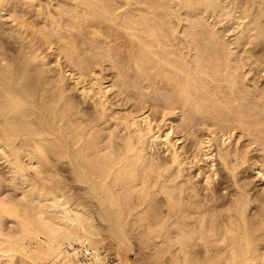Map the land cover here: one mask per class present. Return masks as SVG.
I'll list each match as a JSON object with an SVG mask.
<instances>
[{"label":"bare ground","instance_id":"bare-ground-1","mask_svg":"<svg viewBox=\"0 0 264 264\" xmlns=\"http://www.w3.org/2000/svg\"><path fill=\"white\" fill-rule=\"evenodd\" d=\"M246 164L264 0H0V264H264Z\"/></svg>","mask_w":264,"mask_h":264},{"label":"rangeland","instance_id":"rangeland-1","mask_svg":"<svg viewBox=\"0 0 264 264\" xmlns=\"http://www.w3.org/2000/svg\"><path fill=\"white\" fill-rule=\"evenodd\" d=\"M231 32L228 33V37L234 36L235 31L233 32L231 30ZM85 105L87 107H89L87 104H85ZM151 111L152 110H150V112ZM65 170H66V173H65ZM65 170L62 173H64V175H65L64 177L65 178L67 177V181H68V184H69V190L68 191L70 192L69 194H71V195L73 194V195H76L78 197L80 195L82 199L88 200L87 199L88 197L86 195H84L85 193L82 190H80V188L82 186L79 185L77 182H74L75 180H73V177L70 175V172L68 171V169H65ZM220 173H221V175H220L219 181L217 182V185L224 184L226 182V180H228V175L225 172V170H221ZM226 176H227V178H226ZM243 176H244V178L246 179L247 182L249 180L248 183H249V186L251 187V188L250 187L249 188H250V190L252 189L251 193L254 196L258 195L259 193L264 194V176H261L260 174L257 173V170L255 169V166L253 167V165L246 164V167H245V169L243 171ZM72 191H73V193H72ZM83 195L86 196V197L84 198ZM252 208H254V204L251 207V210H253ZM132 241H133V252H130L128 254V258H129L130 262H132V264H148L151 261V263H149V264H152L153 259H151L152 257H150L151 256V254H150L151 252L149 250L147 251L146 247L143 244H141V242L138 241L137 238L133 239ZM106 242H107V247H105L104 250L107 249L108 255L111 254V253L115 254L116 252H115V250H113L114 249L113 246H115L114 243L112 244V241L109 240V239H107ZM108 255H107V259H108ZM115 257L117 259L115 264H117L118 257L116 256V254H115ZM107 263H108V260H107Z\"/></svg>","mask_w":264,"mask_h":264},{"label":"built area","instance_id":"built-area-1","mask_svg":"<svg viewBox=\"0 0 264 264\" xmlns=\"http://www.w3.org/2000/svg\"><path fill=\"white\" fill-rule=\"evenodd\" d=\"M109 261H108V263L109 264H115L116 263V261H117V259H116V257H115V255L114 254H109Z\"/></svg>","mask_w":264,"mask_h":264}]
</instances>
